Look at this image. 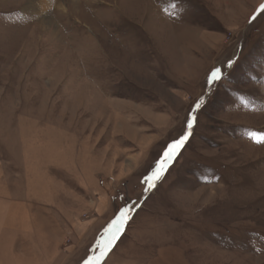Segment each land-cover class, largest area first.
<instances>
[{
	"label": "rangeland",
	"instance_id": "374dc122",
	"mask_svg": "<svg viewBox=\"0 0 264 264\" xmlns=\"http://www.w3.org/2000/svg\"><path fill=\"white\" fill-rule=\"evenodd\" d=\"M261 5L0 0V264H264Z\"/></svg>",
	"mask_w": 264,
	"mask_h": 264
},
{
	"label": "snow or ice",
	"instance_id": "6c2138e0",
	"mask_svg": "<svg viewBox=\"0 0 264 264\" xmlns=\"http://www.w3.org/2000/svg\"><path fill=\"white\" fill-rule=\"evenodd\" d=\"M261 8L264 9V5H261ZM220 72L221 70L219 68L214 69L211 72L209 79L211 81L220 79ZM199 106H200V103L198 102L197 107ZM192 126H193V120L189 119L188 128L191 129ZM188 138H189V133L185 132L178 139L173 140V142L168 145L167 149L164 152L163 157L157 163L155 171L152 173L151 176L147 177L148 181H152V184H150V187L155 186V181L161 178V176L163 175L164 171L167 168L168 162L173 160L174 156L184 146ZM128 211L130 210L129 209L122 210L119 216H117L116 219L112 221L108 229H106L107 235L105 237V243L103 244V251H101L98 257L97 256L89 257V260L86 262V264H96V262L101 260L106 255V253L110 251L111 246L113 245L114 241L118 239V236L121 233V230L124 227L126 221L130 218L127 215Z\"/></svg>",
	"mask_w": 264,
	"mask_h": 264
}]
</instances>
